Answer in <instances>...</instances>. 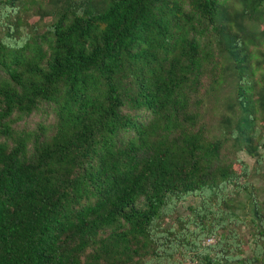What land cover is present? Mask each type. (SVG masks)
<instances>
[{
	"label": "trees",
	"instance_id": "obj_1",
	"mask_svg": "<svg viewBox=\"0 0 264 264\" xmlns=\"http://www.w3.org/2000/svg\"><path fill=\"white\" fill-rule=\"evenodd\" d=\"M263 165L264 0H0V264H264Z\"/></svg>",
	"mask_w": 264,
	"mask_h": 264
},
{
	"label": "rangeland",
	"instance_id": "obj_2",
	"mask_svg": "<svg viewBox=\"0 0 264 264\" xmlns=\"http://www.w3.org/2000/svg\"><path fill=\"white\" fill-rule=\"evenodd\" d=\"M33 120H36V117L34 116L33 117ZM236 156L241 160L243 161L244 163H246L247 165H249L250 168L253 167V159L249 158L245 153L243 152H237L236 153ZM263 170H264V165L262 166ZM253 184H255L256 186H258L261 190V192H263V188H264V184H263V181L260 180V179H253ZM198 201L194 200V199H191V198H188L184 203L182 204H179L180 207H178L177 209V213L180 214V215H184L186 213V210L185 208L189 205H195L197 204ZM181 206H183L181 208ZM244 233V232H243ZM245 238H247V236H245ZM249 243H247L248 245ZM250 246V245H248ZM247 248V246L245 247ZM248 250H246V254H248Z\"/></svg>",
	"mask_w": 264,
	"mask_h": 264
},
{
	"label": "built area",
	"instance_id": "obj_3",
	"mask_svg": "<svg viewBox=\"0 0 264 264\" xmlns=\"http://www.w3.org/2000/svg\"><path fill=\"white\" fill-rule=\"evenodd\" d=\"M213 243V239L212 238H208L204 241V245H209V244H212ZM186 264H196L194 262H190L188 261Z\"/></svg>",
	"mask_w": 264,
	"mask_h": 264
}]
</instances>
